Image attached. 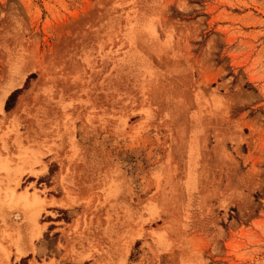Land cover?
Returning a JSON list of instances; mask_svg holds the SVG:
<instances>
[{
    "label": "rangeland",
    "instance_id": "374dc122",
    "mask_svg": "<svg viewBox=\"0 0 264 264\" xmlns=\"http://www.w3.org/2000/svg\"><path fill=\"white\" fill-rule=\"evenodd\" d=\"M0 97V264H264V0H0Z\"/></svg>",
    "mask_w": 264,
    "mask_h": 264
},
{
    "label": "bare ground",
    "instance_id": "6f19581e",
    "mask_svg": "<svg viewBox=\"0 0 264 264\" xmlns=\"http://www.w3.org/2000/svg\"><path fill=\"white\" fill-rule=\"evenodd\" d=\"M6 92V91H5ZM1 98V100L0 101H2V97H0Z\"/></svg>",
    "mask_w": 264,
    "mask_h": 264
}]
</instances>
